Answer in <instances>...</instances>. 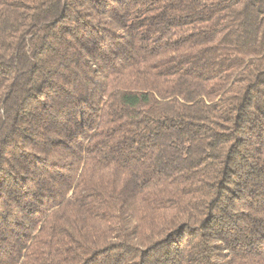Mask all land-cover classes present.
<instances>
[{"label": "trees", "instance_id": "1", "mask_svg": "<svg viewBox=\"0 0 264 264\" xmlns=\"http://www.w3.org/2000/svg\"><path fill=\"white\" fill-rule=\"evenodd\" d=\"M0 264H264V0H0Z\"/></svg>", "mask_w": 264, "mask_h": 264}]
</instances>
